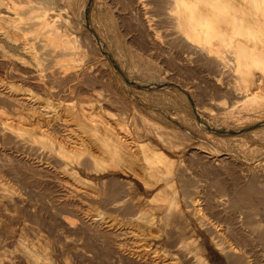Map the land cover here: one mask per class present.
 Listing matches in <instances>:
<instances>
[{"label":"bare ground","instance_id":"bare-ground-1","mask_svg":"<svg viewBox=\"0 0 264 264\" xmlns=\"http://www.w3.org/2000/svg\"><path fill=\"white\" fill-rule=\"evenodd\" d=\"M120 1L135 8L151 41L159 44L163 32L184 58L211 65L213 90L228 101L212 96L210 113L264 108V0ZM75 7V0H0V152L29 168L20 169V182L0 164V264H100L86 239L72 236L81 229L107 246L112 264H252L233 232L242 228L264 249V214L238 204L237 187L187 169V160L212 150L184 145L97 85L104 71ZM155 22L166 27L159 32ZM260 166L248 170L262 179ZM33 182L56 193L52 224L37 217Z\"/></svg>","mask_w":264,"mask_h":264},{"label":"rangeland","instance_id":"rangeland-1","mask_svg":"<svg viewBox=\"0 0 264 264\" xmlns=\"http://www.w3.org/2000/svg\"><path fill=\"white\" fill-rule=\"evenodd\" d=\"M75 1V9L78 12L75 14V18L79 22L84 21L81 26H88L92 37L90 40L86 39L88 44L86 47L95 53L98 51L96 56L93 53L95 58H93V61L99 62L97 64H100L102 74L104 71L103 76H99L102 83H97V85L103 84L105 87L107 86L119 98L135 105L134 107H136L137 111L140 112L141 110L149 118H153L150 120L155 121L156 119L155 122H161L158 123L163 124V127H170L167 129L172 131L173 136L175 133L174 137L179 135L180 137L176 138L181 143L184 142V145L201 146L202 149H210L212 153L223 157L222 162L217 163V158H214L215 154L209 158L200 157L197 154L187 160V165L190 167L187 169H197L201 176H207L205 178L209 180H217L219 184L222 183L228 189L237 187L239 190L238 198H241L240 200L238 199L239 203H237L246 206L253 205L254 208L257 206L259 210H257V207L255 209L264 214V207H262L264 206V178L261 179L255 173L250 174L252 172L248 170L250 169L249 167L253 169V166H264V140H262L264 139V108L251 110L242 106V104H238L232 109H220L221 111L210 109L212 111L210 113L208 110L212 106L209 98L211 99L213 96V99H222L224 97V100L227 101L228 98L222 94H217L213 90V85H211L212 83L208 76L212 73V68L205 60L198 57L192 59L184 58L186 53L184 47L170 42V40L166 39L167 36L162 34L163 32L161 33L162 35L160 34L159 44L151 41V38L145 33L144 25L142 20H140L141 17L137 19L140 15L138 16L135 8L128 5L125 7L120 3V0H86L85 7H82L85 0ZM81 8H84L83 12ZM152 10L149 11L154 15L147 13L149 11H146V14L154 18L158 17L155 14L156 11ZM126 19L131 20L127 21ZM136 22L137 24H135ZM156 24L159 27L158 29L161 28L159 32L166 27L165 23V25L163 23L159 25V22ZM158 29L156 27L157 32ZM95 44L98 48H94ZM207 73L209 74L207 75ZM118 103L121 104V102ZM207 106L208 109H205ZM214 111L216 114H214ZM4 145L7 146L9 144L6 143ZM10 149L12 151V147ZM9 152H0V157L2 156L0 159L3 158L0 161V164L3 163L1 165L2 169H10V172H14L19 181L23 182L22 173L19 171L20 169H29L28 165L21 160H16L17 156L13 152ZM18 152L26 153L22 149L21 151L18 150ZM9 155L15 158L13 159ZM31 185L33 188L31 187L30 196L35 201L33 203L34 208L37 212L39 211L37 217L40 220L50 221V224H52V220H55V210L53 212L48 208L51 207L48 201H51L52 196L56 193H51L50 186L44 183L33 182ZM41 200L44 201L42 202ZM53 208L57 209L58 206L54 205ZM242 208L245 209V206ZM238 212H236V215ZM81 231L82 229L77 231L78 233L76 232L75 235L72 234V236L81 238L82 241L86 239L87 245L96 252L100 264H112L109 250L107 246L102 244L101 240H98L99 237L92 234L89 235L86 231L81 233ZM233 235V244L241 249L245 247L244 249L247 250L248 258L250 257L252 264H264V253H262L264 249H261L259 245L252 246L250 238L242 228L238 227L233 232Z\"/></svg>","mask_w":264,"mask_h":264}]
</instances>
